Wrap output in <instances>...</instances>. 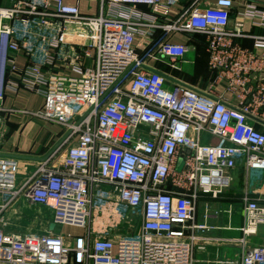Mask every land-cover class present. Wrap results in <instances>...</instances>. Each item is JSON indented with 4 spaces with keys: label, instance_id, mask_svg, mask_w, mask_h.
Masks as SVG:
<instances>
[{
    "label": "built area",
    "instance_id": "2783aa9c",
    "mask_svg": "<svg viewBox=\"0 0 264 264\" xmlns=\"http://www.w3.org/2000/svg\"><path fill=\"white\" fill-rule=\"evenodd\" d=\"M101 1L106 12L98 16L64 0L0 6V123L19 73L45 102L24 112L64 128L60 144L24 180L20 161L0 154V264H196L198 241L214 239L199 234L209 230L196 221L202 195L219 197L241 165L264 170V133L252 118L264 108V58L234 42L243 36L229 30L236 0ZM257 6L248 4L247 14L264 21ZM19 18L58 29L43 60L20 72L9 53L21 48L9 23ZM175 34L204 35L209 66L231 79L240 98L253 92L252 101L231 106L211 92L168 86L148 60L178 68L189 47L172 42ZM256 40L264 48V36ZM70 52V62L58 65ZM204 133L218 143L202 144ZM244 199L241 264H264V246L247 247L264 224V205ZM20 200L50 210L54 227L10 230L7 213ZM125 221L128 229L118 233ZM62 226L84 233L65 235Z\"/></svg>",
    "mask_w": 264,
    "mask_h": 264
},
{
    "label": "crops",
    "instance_id": "0c3cea01",
    "mask_svg": "<svg viewBox=\"0 0 264 264\" xmlns=\"http://www.w3.org/2000/svg\"><path fill=\"white\" fill-rule=\"evenodd\" d=\"M20 1L22 0H0V6L12 7ZM64 1L72 5L78 4L84 15L98 16L106 12V5L101 0ZM251 3L258 5V10L264 11V0H246V2L236 0L235 8L231 12L229 30L233 32L241 30L243 36L234 38V42L259 58H264V48L257 44L256 40L257 36H264V21L247 14V5ZM137 9L143 12L149 11L144 5L137 6ZM9 23L15 25L13 38L21 47L19 52L9 50V53L16 58L18 71L20 72L28 64L41 62L46 56L50 40L58 32L57 24L45 25L38 19L37 22H31L30 26H26L22 24L20 18ZM172 42L186 44L189 47L185 57L179 61L178 68L156 58L148 60L149 69L163 73L167 77L168 86L179 82L201 92H211L215 96H221L231 106H240L242 100L252 101L253 92L248 93L245 99L240 98L241 91L231 79L220 77L219 72L209 66L205 36L175 34ZM71 54L72 52L66 57H59L57 64H68ZM83 62L84 66L92 64L91 59ZM60 69L61 67L54 68V70ZM12 75L13 79L21 84L17 91L9 89L5 94L4 104L9 110L2 116L0 154L14 156L20 161V180H24L35 171L38 163L60 144L64 128L24 112L40 110L45 102L41 95L26 89L19 73ZM258 79H264V71L260 73ZM256 81L250 83V86L254 87ZM252 118L256 129L264 133V108H259L257 115H253ZM6 120H9V123H6ZM5 133L7 134L4 135ZM192 136L194 137L193 134ZM200 139L202 144L218 143L217 138L207 133L202 134ZM230 174L233 180L229 188L216 198L209 194L202 195L198 204L196 221L205 222L209 227V230L199 234L214 239L198 241L195 251L196 264H241L243 248L236 242L243 237L241 227L245 221L244 197L248 196L250 200L264 205V170H254L241 165ZM14 208L7 213L10 230L25 232L50 229L51 225L48 224L52 219L50 210L46 208L39 210L24 200H20ZM205 213L208 215L205 216ZM256 246H264V224L260 225L257 233L248 240L247 247Z\"/></svg>",
    "mask_w": 264,
    "mask_h": 264
},
{
    "label": "rangeland",
    "instance_id": "374dc122",
    "mask_svg": "<svg viewBox=\"0 0 264 264\" xmlns=\"http://www.w3.org/2000/svg\"><path fill=\"white\" fill-rule=\"evenodd\" d=\"M5 123V122H4ZM6 123H9V120H6ZM5 123V124H6ZM0 127H3V121L0 123ZM7 133H5L4 135H6ZM0 136H1V133H0ZM35 207V206H34ZM37 209H44V208H42V207H36ZM134 218V215H130V217H129V219H133ZM124 224L123 225H121V227H118L117 229H118V233H121V232H125L127 229H128V227H129V224H130V222L129 223H127L126 221L125 222H123ZM62 232H63V234H65V235H68V234H70V235H72L73 237H75V236H77V235H80V234H82V233H84V230H82L81 228H77V227H73V226H66V227H63L62 226Z\"/></svg>",
    "mask_w": 264,
    "mask_h": 264
},
{
    "label": "water",
    "instance_id": "95a60500",
    "mask_svg": "<svg viewBox=\"0 0 264 264\" xmlns=\"http://www.w3.org/2000/svg\"><path fill=\"white\" fill-rule=\"evenodd\" d=\"M51 227H54V225H52Z\"/></svg>",
    "mask_w": 264,
    "mask_h": 264
},
{
    "label": "trees",
    "instance_id": "16d2710c",
    "mask_svg": "<svg viewBox=\"0 0 264 264\" xmlns=\"http://www.w3.org/2000/svg\"><path fill=\"white\" fill-rule=\"evenodd\" d=\"M202 36H204V35H202Z\"/></svg>",
    "mask_w": 264,
    "mask_h": 264
}]
</instances>
